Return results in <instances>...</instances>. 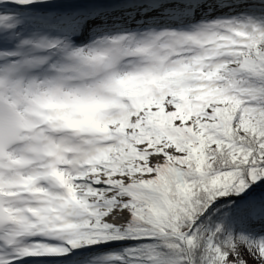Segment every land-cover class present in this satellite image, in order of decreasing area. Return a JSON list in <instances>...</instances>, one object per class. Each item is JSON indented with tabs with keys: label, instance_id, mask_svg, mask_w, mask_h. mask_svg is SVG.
I'll return each mask as SVG.
<instances>
[{
	"label": "snow or ice",
	"instance_id": "1",
	"mask_svg": "<svg viewBox=\"0 0 264 264\" xmlns=\"http://www.w3.org/2000/svg\"><path fill=\"white\" fill-rule=\"evenodd\" d=\"M0 264H264V0H0Z\"/></svg>",
	"mask_w": 264,
	"mask_h": 264
}]
</instances>
